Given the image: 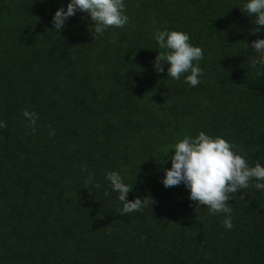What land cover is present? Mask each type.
Instances as JSON below:
<instances>
[{
	"label": "trees",
	"instance_id": "trees-1",
	"mask_svg": "<svg viewBox=\"0 0 264 264\" xmlns=\"http://www.w3.org/2000/svg\"><path fill=\"white\" fill-rule=\"evenodd\" d=\"M247 2L123 0L127 25L96 35L81 12L53 29L69 0H0V264H264L256 181L228 201L231 230L183 184L161 183L167 146L199 132L264 166V66L250 60L264 26ZM163 29L203 49L197 86L154 70ZM112 171L133 186L128 201L154 203L122 214Z\"/></svg>",
	"mask_w": 264,
	"mask_h": 264
},
{
	"label": "clouds",
	"instance_id": "clouds-1",
	"mask_svg": "<svg viewBox=\"0 0 264 264\" xmlns=\"http://www.w3.org/2000/svg\"><path fill=\"white\" fill-rule=\"evenodd\" d=\"M240 10L252 17L254 25L264 26V0H248ZM124 11L123 0H69L66 9L59 8L53 15V29L59 33L70 17L81 12L88 14L94 25V33L101 35L109 27L122 28L127 25L129 18ZM152 23L155 26L156 21L153 20ZM262 30L264 28L254 27L252 33L257 34ZM153 38L160 49L153 61L154 70L162 73L163 65L167 64L168 77L178 80L188 73L184 82L192 87L197 86L202 75L199 61L203 59V49L192 46L189 35L184 32L157 30ZM250 48L255 53L250 57L251 66H264V39L252 41ZM22 115L28 121V127L35 132L39 119L37 114L24 110ZM6 128V122L0 121V129ZM50 135H54V131ZM167 148V154L170 151L174 154L169 157L171 168L164 170L162 185L170 188L183 184L188 189V199L196 205L197 211L203 205L207 207L209 215L225 214L223 226L226 229L233 228V208L228 201L236 199L235 193L248 188L253 180L256 181L253 184L255 189L264 190V166L259 161L255 166H249L246 159L235 150L236 146L221 137H211L205 132H199L195 138L185 136ZM106 179L110 182L111 189L119 193L122 214L141 211L154 203L147 197L128 201L126 196L133 190V186L125 184L118 172H108ZM92 180L93 176L89 174L88 181ZM95 186L98 188L99 184Z\"/></svg>",
	"mask_w": 264,
	"mask_h": 264
}]
</instances>
